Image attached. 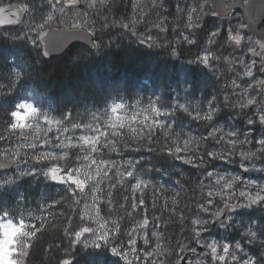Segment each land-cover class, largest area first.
Listing matches in <instances>:
<instances>
[{
    "label": "rangeland",
    "instance_id": "obj_1",
    "mask_svg": "<svg viewBox=\"0 0 264 264\" xmlns=\"http://www.w3.org/2000/svg\"><path fill=\"white\" fill-rule=\"evenodd\" d=\"M110 1L14 0L16 4L26 7L27 17L18 27L0 29V34L10 38L26 39L32 45L35 39L38 42V48H40L38 35L43 30L85 28L95 36L98 32L107 30V28L101 27V22L104 24V21L117 24V26L113 25V29L118 31L117 38H132L136 43L147 47L169 48L168 44L173 40V36L178 34L174 31V26L169 27L168 24H172L171 18L168 17V0H131L132 8L129 12L122 11L120 16L110 19L103 18L99 7L107 6ZM2 4L8 3L0 2V6ZM49 14L53 19L45 27L39 28L38 25L43 23ZM188 16H192L191 21L188 20ZM209 16L208 13L195 11L187 13L182 27L186 32H189V34H184L185 40L189 44H195V50H198V54L196 57H192L191 62H195L197 58L200 64L206 66L216 77V89H213L215 90L214 97L206 99L204 104L203 93L194 96L195 94L190 92L191 90L186 86H183L182 90L180 88L182 93H177L179 89L176 88L178 90L174 91L173 111H185L186 109V112L194 114L193 117L197 114L203 117L211 112L212 119L208 121L210 127L206 132L204 130L206 137L210 139L207 153H220L224 158L211 159L208 156H202L206 160L200 162L191 151L186 150L184 142L189 137L192 138V141L194 140L193 137L198 133L195 129L193 130L196 132L189 130L187 136L184 135L186 139H183L182 151H175L174 154L181 160L190 159L192 163H199L202 168L208 169L202 177V189L205 191L206 201L199 204L194 216V220H200L202 223L195 225V233L198 232L199 236L196 235V245L190 248L198 251V256L193 257L191 261L195 264H238L240 257L245 255L256 261V257L246 246L248 239L243 233L249 227L259 232V217L264 214V206L238 208L237 212L231 216V221L227 220V227L222 225L211 228V226L215 218L214 213L221 210L225 203L235 204L237 201L242 203L244 202L240 196L242 191L249 195H255L259 187H264V171L256 170L264 168V146L259 144V141L264 139V124L260 123V116L264 115V57L260 56L262 51L257 40L242 31L243 21L238 16L223 20L222 23L213 22L207 35L204 34L205 32L201 33L202 30L199 28L203 27L205 20L210 18ZM233 21H239V24L233 25ZM77 25L78 27H76ZM125 25L127 27H124ZM194 25L199 28L195 29ZM223 26L226 27V31L220 38ZM214 31L219 33L218 36L212 37ZM237 32L244 36L240 46L227 40L229 34L235 35ZM216 41L217 44L214 46ZM97 45H99L98 42ZM204 56L208 57L207 63L202 60ZM179 65L181 66L179 71L184 75V67L182 64ZM249 70L252 72V76L245 75V72ZM249 99L254 101L252 105H248ZM19 103L32 105L37 109L38 115L28 118L25 123L30 127H25L22 130L17 129V136L10 138L0 148V151L6 158L18 160V162V155L26 153L31 162L28 165L21 158V162L17 164L13 172L3 173L4 175L0 177V185H3L5 181H13L27 169L38 176L42 175L45 180L49 181L53 180L44 173L50 172L52 168L61 169L60 175L62 176L71 172L73 178L85 181L83 191L77 185L60 183L59 180L54 182L69 185L72 194L80 204L81 217L85 224L79 231L84 227L92 230L89 233H83L79 243L75 236L74 247L81 246L83 249H90L93 247L85 248L84 244L91 245L96 242L102 245L100 248L102 249L105 241L100 237L103 234L106 237V249L114 259L112 264H167L168 251H165L159 227L154 219L143 217L137 224L122 228L119 221L104 212L105 205L110 207L107 202L113 186L118 183L117 178H124V181H128V185L125 186L126 190L130 192L134 202L139 199L138 202L141 204H143L142 195L137 198L135 194H141L149 182V178L143 176L139 170V159L108 155L112 149L110 146L114 145V138L120 135L123 130L137 131L141 126L154 127V129L162 127L167 123L164 118L166 112L156 102L140 99L129 105L112 104L105 111L91 114L84 122H66L54 117L50 110L40 106L37 102L26 99ZM120 105L123 107H119L116 113H112L111 109ZM153 108L156 109V112H153ZM21 114L23 115V112ZM171 115L172 110L170 109L168 117ZM12 119L13 123H16L15 119ZM74 124H78L80 127L75 128ZM65 128L68 131H64ZM213 131H216L215 137L210 136ZM233 132L236 133L235 136L228 135ZM84 140H88L89 143L85 144ZM229 141H234V143H229ZM32 144L36 146L29 147ZM7 155L12 156L8 157ZM40 156L48 158L37 163L39 167L37 168L34 166L35 158ZM245 169L248 170L245 171ZM129 171L134 173L133 177L127 175ZM209 172L213 173V176L209 177L207 175ZM121 173L123 176L120 175ZM220 176L225 177V181L217 184L216 179ZM233 178H237L233 183V188H223V184L232 181ZM137 182H141L139 189H135ZM216 193H220V195H216ZM204 208L207 211H203ZM145 220H147V224L144 223ZM9 221L17 225L25 224L23 220L15 221L9 216L6 219L0 217V223ZM204 221L207 223H203ZM133 241L135 243H132ZM257 242H259L258 239L254 243ZM212 244L216 245L215 254L208 247ZM237 244L240 245V250H237ZM225 245L229 248L228 253L223 251ZM113 246L126 254V260L112 254ZM200 247H202L201 250ZM187 250L178 252L174 264L182 261ZM221 256L224 257V260L219 259ZM233 256H236L237 260L234 261ZM69 258L72 262L74 261L73 257ZM99 258L101 260L98 259L97 264H102L103 259Z\"/></svg>",
    "mask_w": 264,
    "mask_h": 264
},
{
    "label": "trees",
    "instance_id": "obj_2",
    "mask_svg": "<svg viewBox=\"0 0 264 264\" xmlns=\"http://www.w3.org/2000/svg\"><path fill=\"white\" fill-rule=\"evenodd\" d=\"M0 2L15 3L14 0ZM131 8V0H111L107 6L99 7V12L103 18L110 19ZM183 17V14L177 15L179 26ZM113 25L117 26L101 22V27L107 30L95 34L99 44L95 50L74 45L63 55L49 60L28 40L0 34V148L18 134L11 129L9 121L10 111L15 110L21 100L37 102L66 122H84L91 114L107 110L114 102L127 105L140 99L156 102L166 112L167 123L156 129L141 126L137 131L123 130L114 138L108 153L110 157L140 160L139 170L149 178L147 188L135 194L137 198L142 195L143 204L139 199L133 201L125 188L128 181L117 178L118 183L113 186L107 202L110 207L105 205L104 212L119 221L122 228L137 224L143 217L154 219L168 251L167 264H174L180 250L196 245V228L192 221L199 204L206 201L202 177L208 170L199 163H185L174 152L177 147H184L183 139L189 130L195 129L198 133L185 149L204 162L210 140L205 132L210 122L193 119L184 110L173 111L174 91L179 89L177 93H182V83L176 80L178 72L174 64L168 66V48L147 47L132 38H117L118 31ZM197 54L195 50L194 55ZM208 76L205 69L190 73L195 87L192 91L203 88L202 92H193L194 96L203 93V103L213 98L215 92ZM170 109L172 115L168 117ZM18 157L19 162L21 158L28 165L31 162L26 153ZM0 158H6L1 151ZM34 166L39 168L37 162ZM25 173L0 189V217L2 213H9L11 219L24 221V231L36 230L31 240L18 237V241L31 244L30 249H22L24 256L17 257L20 264H61L69 257L74 259L71 264H97L99 257L103 259L102 264H112L114 259L105 246L99 250L74 247L75 233L85 221L69 185L45 180L28 169ZM259 225V233L264 236V214L259 217Z\"/></svg>",
    "mask_w": 264,
    "mask_h": 264
},
{
    "label": "snow or ice",
    "instance_id": "obj_3",
    "mask_svg": "<svg viewBox=\"0 0 264 264\" xmlns=\"http://www.w3.org/2000/svg\"><path fill=\"white\" fill-rule=\"evenodd\" d=\"M91 6V5H90ZM13 16L16 15V12L11 13ZM53 19L52 15L49 14L47 16V18L44 20L43 23L39 24L38 27L39 28H43L45 27V25L48 24L49 21H51ZM188 20L191 21L192 20V16H188ZM78 27V25L76 26ZM124 27H127V25H125ZM218 32L214 31L212 32V37H216L218 36ZM19 37H17L18 39ZM187 39V37H186ZM227 40L234 43L236 46H240L242 41L244 40V36H242L239 32H237L235 35L229 34L227 36ZM143 43V41H141ZM212 42V41H210ZM33 45L38 47V42L34 39L33 40ZM262 47H264V45H262ZM44 56H47L49 53L47 51H44L42 53ZM204 63H207L208 61V57L204 56L202 58ZM16 75L19 77L20 73H16ZM245 75L247 76H252V72L246 71ZM248 105H252L254 103L253 100L249 99L248 100ZM119 107H123L122 105L117 106V107H113L111 109L112 113H116L118 111ZM19 110H16V109ZM185 111H187L185 109ZM23 112V115L21 114ZM153 112H156V109L153 108ZM37 114V109L35 107H33L30 104H25V103H17L15 105V110L10 111V124H11V129L13 131L17 130V129H24L25 127H30V125H27L25 123V121H27L28 118L30 117H36ZM157 115H160V113H157ZM11 118H14L16 123H11ZM70 119V116L68 117ZM117 119H119V117H117ZM193 119H203L206 121H210L212 119V113L209 112L208 114H206L205 116L201 117L199 114H197V116L193 117ZM249 123H252V121H249ZM260 123L264 124V115L260 116ZM122 126V125H121ZM73 127L75 128H79L80 125L78 124H74ZM64 131H68L67 128L64 129ZM216 135V131H213L212 133H210V136L215 137ZM229 136H235L236 133H229ZM81 139H83V137H81ZM220 139H223V137H220ZM192 142V138L189 137L188 140H186L184 142L185 144V148L188 147L189 143ZM47 143V141H46ZM84 143L87 144L89 143L88 140H84ZM229 143H234V141H229ZM259 144L264 146V139H261L259 141ZM36 145L32 144L29 145V147L34 148ZM59 146V145H58ZM93 151H95V148H93ZM176 152H180L182 151L181 148L177 147L175 149ZM207 156L211 159H221L224 158L223 154L220 153H216V152H208ZM48 157H44V156H40V157H36V162L39 163L41 160L47 159ZM94 163V161H93ZM185 163H192V161L189 160H185ZM4 165H0V167H3ZM254 167V166H253ZM248 169H245V171H247ZM259 171H264V168L261 169H256ZM62 170L59 168H52L50 172H46L44 173V175L46 176H50L51 179L53 181H57L59 180L60 183H69L70 185H77L81 191L84 190V186H85V181L79 179V178H73V173L68 172L66 176H62L60 175V172ZM65 172L67 171L66 169L64 170ZM26 174V173H22ZM106 174V173H105ZM121 176H123V174H120ZM127 175L129 177H133L134 173L132 171L127 172ZM207 175L209 177L213 176V173L209 172L207 173ZM88 179H91V177H88ZM237 178H233L232 181L230 182H226L223 184V188L225 189H232L233 188V183ZM221 181H225V177L220 176L216 179V183L220 184ZM13 183V181H5V183L3 185H0V189L5 188L8 185H11ZM141 186V182H137L135 184V189H139ZM209 195L211 196L212 193L210 192ZM216 195H220V193H216ZM240 196L243 198L244 202L242 203H238V204H229V203H225L224 207L227 208L229 211L231 210H235L237 208L239 209H246V208H252V207H260V206H264V187H259L258 191H256L255 195H249L247 192H241ZM203 211H207L206 208L202 209ZM223 212V209L216 211L214 213L215 219L219 220L220 216ZM9 215V213H2V217L3 218H7ZM232 217L228 216V220L231 221ZM145 224H147V220L144 221ZM202 222L200 220H193L192 224L193 225H198L201 224ZM203 223H207V221H204ZM221 224L225 227H227V224L224 221H221ZM25 225L23 223H20L19 225H17L16 223L9 221L7 223H0V236H2V238H0V264H20V261L17 257L20 256H24L26 253L22 250V249H30L31 244L30 243H26V242H21L18 241V237H27L29 240H31L32 237H34L36 235V230L35 228H33V230L31 231V233L24 231ZM92 230L88 227H84L81 231L76 232L75 236H76V241L77 243L81 242L80 241V237L82 236L83 233H89ZM197 236H199V233H196ZM243 235L248 239L249 243H253L255 242L257 239H261V243L264 244V237L261 236V234L254 230L253 228L249 227V229L243 233ZM101 240L105 241V244L103 246L107 247V242H106V237L105 235H101L100 237ZM132 243H135V241H133ZM101 244L100 243H96L93 242L91 245L85 243L84 247L88 248V247H93L95 249H100L101 248ZM208 247L211 248V251L213 254L216 253L217 249H216V245L212 244V245H208ZM237 250H240V245L237 244L236 245ZM112 254L116 255V256H120L121 258L126 260V254H124L120 249H118L116 246H113L111 248ZM223 251L225 253L229 252V248L227 245H225L223 247ZM220 260H224V257L221 256L219 257ZM232 259L235 261L237 260L236 256H233ZM64 264H69V261L65 260ZM238 264H257V262L251 258H248L246 255L243 257H240Z\"/></svg>",
    "mask_w": 264,
    "mask_h": 264
},
{
    "label": "flooded vegetation",
    "instance_id": "obj_4",
    "mask_svg": "<svg viewBox=\"0 0 264 264\" xmlns=\"http://www.w3.org/2000/svg\"><path fill=\"white\" fill-rule=\"evenodd\" d=\"M263 2H264V0H168V14H169L168 17L171 18V21H172V24H170V23H168V24H169V27L174 26V31L178 32V34L173 36V40L170 41V44H168L169 45V48H168V66H171L169 64H174L173 67H175L177 72H178L176 80H179V82L182 83L181 87H180L181 90L183 89V86H186L191 90L190 92H202L203 91L202 87H200V88L198 87L197 89L192 91V89H194L195 87L193 86V83H192L193 80L192 79L190 80V73H192L194 71H198L200 69H205L206 73H208V75H209L208 76L209 77V83L212 82L211 88H213V89H216V82H215L216 77L207 69L206 66H204V65L202 66V64H200V61L197 58H196L195 62H191V60L193 59L192 57H196V55H194V52H191V51H195L196 46H195V44L193 45L192 43L189 44L185 40V38L183 37L184 34H189V32H186L182 26H179L176 23L177 22L176 21L177 15L178 14L184 15V17L182 18V25H183L185 23V15L187 13L195 11V12H202V13L210 14V16H209L210 18L205 20L203 27L199 28L196 25H194V26H196L195 29L199 28V30H202L201 33L205 32L204 33L205 35L208 34L210 27H211V24L213 22H221L222 23L223 20H227V19L233 18L235 16H238L240 18V20L242 18V21H243L242 31H244V33L246 35H249V36H251L257 40V43L260 44L261 51H262V54H260V56L264 57V47H262V45H264V41L260 40L255 35L247 32L246 26L244 23V13L245 12H261V11H264L263 8L262 9L252 8L253 4H258V3H263ZM232 24L237 25V24H239V21H233ZM208 25H210V26H208ZM85 30L91 32L88 29H85ZM225 31H226V27L223 26L221 29V33L219 35L220 38L224 34ZM201 33L199 34V37H200ZM216 44H217V41L214 43V46H216ZM263 62H264V58H263ZM179 64H182L184 67V69H183L184 75H182L179 71V69L181 68V66ZM168 69H170V68H168ZM188 113H190V112H188ZM190 114L193 117L194 114L193 113H190ZM262 237H264V236H262ZM258 241L259 242H257V243L246 242V246L250 250L251 254H253L256 257L257 264H264V244L261 243V239H258ZM194 251L195 250H193L191 252H194ZM189 252L190 251L188 249L185 252L184 256ZM191 252L188 254L189 255L188 260L190 263H193L191 260L193 259V257L195 255H194V253H191ZM258 257H259V260H258Z\"/></svg>",
    "mask_w": 264,
    "mask_h": 264
},
{
    "label": "water",
    "instance_id": "obj_5",
    "mask_svg": "<svg viewBox=\"0 0 264 264\" xmlns=\"http://www.w3.org/2000/svg\"><path fill=\"white\" fill-rule=\"evenodd\" d=\"M252 8L264 9V2L253 4ZM16 12L13 16L11 13ZM27 16V9L21 4H3L0 6V29L6 27H18L20 26ZM244 22L246 24V31L256 35L260 40L264 41V11L261 12H245ZM38 41L41 45V52L47 51L49 54L47 56H42L49 60L54 57H59L63 55L69 48L76 44H82L90 49H95V43L91 34L82 29H46L40 32L38 35ZM176 57V56H175ZM17 162L11 159L0 158V173L9 172L15 168ZM239 201L236 203L238 204ZM223 212L220 219H214L212 225L214 227L222 226L221 221L228 220L230 214H234L237 209L229 211L227 208L223 207ZM190 253V252H189ZM185 255L183 260L178 264H190L187 261L188 254ZM196 255V253H194ZM69 261L70 259L66 258ZM64 260V261H65ZM64 261L62 264H64Z\"/></svg>",
    "mask_w": 264,
    "mask_h": 264
},
{
    "label": "bare ground",
    "instance_id": "obj_6",
    "mask_svg": "<svg viewBox=\"0 0 264 264\" xmlns=\"http://www.w3.org/2000/svg\"><path fill=\"white\" fill-rule=\"evenodd\" d=\"M33 8V7H32ZM36 8V7H35ZM200 24V23H199ZM182 32V31H181ZM44 58V57H43ZM191 59V58H190ZM175 73V72H174ZM194 77V76H193ZM116 102H114V103H111L110 105H109V107L112 105V104H115ZM117 104H120L119 102H117ZM226 106V105H225ZM224 108V107H223ZM228 110V109H227ZM230 110V109H229ZM232 115V114H231ZM229 119H230V117H229ZM241 123V122H240ZM221 145V144H220ZM220 148V147H219Z\"/></svg>",
    "mask_w": 264,
    "mask_h": 264
}]
</instances>
